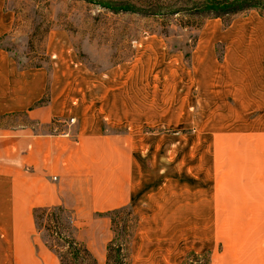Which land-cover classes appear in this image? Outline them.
Returning a JSON list of instances; mask_svg holds the SVG:
<instances>
[{
  "label": "rangeland",
  "instance_id": "1",
  "mask_svg": "<svg viewBox=\"0 0 264 264\" xmlns=\"http://www.w3.org/2000/svg\"><path fill=\"white\" fill-rule=\"evenodd\" d=\"M229 5L243 8L225 10ZM250 49L264 55V0H0V65L40 78L43 95L34 105L68 96L70 107L81 109V98L101 100L109 94L96 106L102 101L109 106L112 100L128 110L127 119L115 106L108 109L110 118L99 113L103 133L129 137L140 167L135 179L145 181L135 202L106 215L109 232L103 237H116V245L122 243L125 250L116 264H209L208 251L192 249L187 242L184 211L179 208L173 215L175 200L184 199L183 184L196 181L186 165L190 173L200 172L201 148L209 139L202 137L201 123L187 120L185 105H171L170 72L190 68L197 55L207 59L209 51L221 60L228 51ZM76 82L92 88L75 89ZM123 82L127 84L120 88ZM108 86L119 89L107 91ZM32 91L40 92L37 84ZM101 110L109 113L104 105ZM74 112L54 116L45 127L31 125L26 113L8 112L0 114V129L24 131L29 126L65 134L78 125ZM55 212L58 225L37 213V225L33 217L24 234L36 264H60L49 248L65 253L59 235L70 234L89 250L83 240L89 243L90 237L78 230L71 215ZM9 222L11 218L0 219V264H23L5 241L13 239ZM105 260L106 255L98 264Z\"/></svg>",
  "mask_w": 264,
  "mask_h": 264
},
{
  "label": "crops",
  "instance_id": "2",
  "mask_svg": "<svg viewBox=\"0 0 264 264\" xmlns=\"http://www.w3.org/2000/svg\"><path fill=\"white\" fill-rule=\"evenodd\" d=\"M208 54L205 60L195 56L190 68L170 72L171 105H185L187 120L201 123V135L209 139L200 147L203 162L196 170L201 177L186 165L187 174L197 179L183 184L184 199L175 200L173 215L184 211L187 242L208 251L209 264H264V74L259 72L264 55L252 49L228 51L218 60L215 52ZM3 56L0 51V61ZM15 70L0 65V114L26 113L31 125L45 127L54 116L75 111L78 125L57 135L32 126L0 129V219L11 218L13 232V239L5 240L8 248L19 252L25 264H36L24 241L33 210L61 207L90 237L83 242L95 260L103 261L110 240L103 237L109 232L106 215L130 206L145 187L134 176L140 167L129 137L105 134L99 123V113L110 118L114 106L126 112V119L128 110L112 100L98 107L100 99L94 96L81 98V109L70 107L68 96L34 105L44 84ZM35 84L40 92L33 93ZM74 85L92 88L87 82ZM102 105L112 111H99ZM187 154L193 160V142Z\"/></svg>",
  "mask_w": 264,
  "mask_h": 264
},
{
  "label": "trees",
  "instance_id": "3",
  "mask_svg": "<svg viewBox=\"0 0 264 264\" xmlns=\"http://www.w3.org/2000/svg\"><path fill=\"white\" fill-rule=\"evenodd\" d=\"M210 8V7H209ZM228 9L225 10H231L234 11L235 9H241L243 8V5H240V7H234V6H227ZM217 12H219L217 10ZM227 13V11H226ZM55 210H58V213H65L61 207H53V208H37L33 211V217L34 222L37 225V219L38 214L40 213V217L44 216L45 214L47 217L49 216L50 219L52 218V221L55 222L57 225L60 222V215H58ZM115 211V210H114ZM59 240L63 242V247L65 248V253L61 254L56 248L53 247V245H49V248L53 250L58 259L60 264H98V262L95 260V258L92 256V254L89 252V250L79 243L74 237H72L70 234H67L66 236H58ZM117 238L114 237L110 240V242L106 246V260L105 264H116L118 259H121L125 256V250L121 246L122 243L119 245H116ZM115 262H112V259H115Z\"/></svg>",
  "mask_w": 264,
  "mask_h": 264
},
{
  "label": "built area",
  "instance_id": "4",
  "mask_svg": "<svg viewBox=\"0 0 264 264\" xmlns=\"http://www.w3.org/2000/svg\"><path fill=\"white\" fill-rule=\"evenodd\" d=\"M70 122L72 123L73 122V119H70Z\"/></svg>",
  "mask_w": 264,
  "mask_h": 264
}]
</instances>
